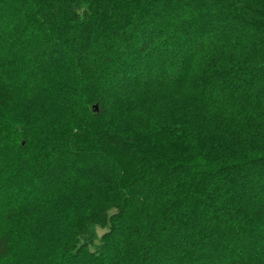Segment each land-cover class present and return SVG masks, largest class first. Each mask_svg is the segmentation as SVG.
<instances>
[{
  "label": "trees",
  "instance_id": "16d2710c",
  "mask_svg": "<svg viewBox=\"0 0 264 264\" xmlns=\"http://www.w3.org/2000/svg\"><path fill=\"white\" fill-rule=\"evenodd\" d=\"M0 264H264V0H0Z\"/></svg>",
  "mask_w": 264,
  "mask_h": 264
},
{
  "label": "water",
  "instance_id": "95a60500",
  "mask_svg": "<svg viewBox=\"0 0 264 264\" xmlns=\"http://www.w3.org/2000/svg\"><path fill=\"white\" fill-rule=\"evenodd\" d=\"M94 109H96V110H97V109H98V105H95V106H94Z\"/></svg>",
  "mask_w": 264,
  "mask_h": 264
},
{
  "label": "rangeland",
  "instance_id": "374dc122",
  "mask_svg": "<svg viewBox=\"0 0 264 264\" xmlns=\"http://www.w3.org/2000/svg\"><path fill=\"white\" fill-rule=\"evenodd\" d=\"M100 232L102 233L103 231H102V230H100Z\"/></svg>",
  "mask_w": 264,
  "mask_h": 264
}]
</instances>
